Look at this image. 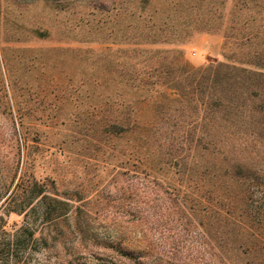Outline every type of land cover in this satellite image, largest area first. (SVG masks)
Masks as SVG:
<instances>
[{"label": "rangeland", "instance_id": "obj_1", "mask_svg": "<svg viewBox=\"0 0 264 264\" xmlns=\"http://www.w3.org/2000/svg\"><path fill=\"white\" fill-rule=\"evenodd\" d=\"M141 2L0 0V243L26 226L0 264H264L243 225L264 204V0ZM176 59L202 72L170 83L181 101L125 85ZM219 63L263 77L205 72ZM192 129L213 135L189 154L171 137ZM23 175L68 201L65 217L44 221L37 199L14 212Z\"/></svg>", "mask_w": 264, "mask_h": 264}, {"label": "trees", "instance_id": "obj_2", "mask_svg": "<svg viewBox=\"0 0 264 264\" xmlns=\"http://www.w3.org/2000/svg\"><path fill=\"white\" fill-rule=\"evenodd\" d=\"M147 0H142L141 4L145 3ZM146 4V3H145ZM154 27V26H153ZM161 29V28H159ZM146 30V29H145ZM143 31V30H142ZM164 32V29H163ZM165 34V33H164ZM163 33H160V35H156V37H154L155 35H153V39L151 41H145V43L147 44H155V43H160V42H167L168 38L167 35L168 33H166L164 35ZM146 36L147 33H146ZM168 65V67H166ZM255 66H259L261 68H264V65H259V64H255ZM173 68V70L175 71V76H173L172 78L170 77V72L169 69ZM151 67L147 68L149 73H145L144 77H140V76H132V77H128L125 79V85H128L131 89H135V90H145V91H153L154 88L156 86H164V87H168L171 88L172 90H175V97H169L168 95L164 96L165 99L167 101H181L184 97L183 92L181 91L182 89H178L177 87H175L176 85H170V83H180V79H185L188 76H196L198 74H201L202 72L194 70L190 67H186V64L180 60V59H176L170 62H160L158 68L160 69L161 72H165V76L164 77H159L158 75H153L152 72L153 69H150ZM165 69V70H164ZM239 70L240 73L246 74L247 75V79H249V76H254V77H263L262 73H257V72H250L247 71L246 69H239L235 66H230L227 64H222L219 63L216 66H209L205 69V72L210 73L214 76H217L218 74H220L222 72V70L227 71L226 72V77H230V73L232 72V70ZM156 76V77H155ZM228 77V78H229ZM231 78V77H230ZM145 100V98H144ZM192 101V100H190ZM194 106L197 107V102L196 100L192 101ZM204 106V103H203ZM206 106V105H205ZM208 109V107H207ZM205 110V109H204ZM218 109L216 108L214 111L209 110V112L211 113H217L216 117L222 119V117L218 116V114H220V112H217ZM159 115V114H157ZM225 115V113L223 114ZM158 117L155 118V120H157ZM229 127H228V131H226V133L224 135H228V136H232V135H237V137L239 136V133L241 131V125H243V123H241L240 125H238L236 123L235 119H231L229 118ZM226 120V117H225ZM233 120V121H232ZM155 128H153L155 130V133L157 132V128H156V123L152 124ZM128 127V126H127ZM136 128H139L138 123L135 121H133L132 127L131 129L135 130ZM128 130H130V128L128 127L127 130L124 129V127H122V132H127ZM177 129H175V127L171 126L170 129V135L173 134L174 136H176L175 131ZM193 131L189 130L187 136H182V137H178L177 139L174 137H171V142H175L177 144L182 145V149H185L186 144H188V151L189 154L192 151V141L194 140V137H199V139H202V137L204 136H212L213 134L209 133H204V132H200L198 133V135L195 133V129H192ZM163 133L167 132L166 130H162ZM154 134V133H153ZM169 134V133H168ZM240 138V137H239ZM166 139V138H165ZM193 139V140H191ZM191 142V143H190ZM190 143V144H189ZM185 144V145H184ZM194 148H196V145L194 146ZM177 151H178V146H177ZM176 151V152H177ZM167 153L169 155L172 154V150H167ZM174 154L172 156V158L174 159V162L170 163L169 165L174 168H176V166H178L181 161H178L175 158ZM151 156V151H148V147H144V150L142 151L140 148V151H138L136 153V165L135 168L139 169L140 166L145 164V160H148V158ZM151 167H147L145 169L142 170V172H144V174L147 176L149 175V171H150ZM233 177H238V175L236 176L235 174H233ZM15 192L18 194L19 196V202H16V207H19V209H13L14 212H22L21 210H23L26 206H30L32 204V202L37 199L35 206H33L32 208L34 209L35 207L37 208V210L39 211L40 215L42 216L43 220H47V221H52V220H58L60 218L65 217V215L67 214L70 205L69 202L59 198L57 194L54 195L53 192H50L46 189V187L44 186V184L39 183L38 181H36L33 177H29L26 178L23 176L19 177L17 184L15 185ZM250 194V197L252 195L251 191L248 192ZM224 193L221 192V194H219V198H226L228 199V205L229 207L232 206V204L234 205V199H232L231 195L226 194L227 197L223 196ZM16 201V200H15ZM259 208L261 210H259L258 212H255V209L251 206V204L249 205V213H243L246 215V218H251V224L247 225L246 222H243V225L245 227L249 226L251 227L252 231H250L249 234V239H247L246 241L250 244L249 245V249L251 252L255 253V252H261L262 254H264V204L261 203L259 205ZM254 209V210H253ZM240 217H242V213L238 214ZM26 228V226H25ZM24 227H21L19 230L15 231L11 238L8 239V241H2L0 244H2L5 249L0 251V263L3 262V256L6 255L7 257L9 255H13L15 253H17L18 250V245L20 242H22L23 240V230L25 229ZM32 237V234L29 235V238Z\"/></svg>", "mask_w": 264, "mask_h": 264}]
</instances>
